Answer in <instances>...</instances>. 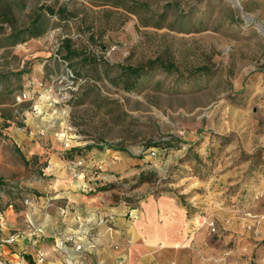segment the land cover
<instances>
[{
    "label": "rangeland",
    "instance_id": "374dc122",
    "mask_svg": "<svg viewBox=\"0 0 264 264\" xmlns=\"http://www.w3.org/2000/svg\"><path fill=\"white\" fill-rule=\"evenodd\" d=\"M135 1L149 7L146 26L119 0H23L0 11V214L11 205L20 219L7 234L23 235L25 199L49 195L50 158L79 174L108 156L122 164L102 185L113 198L183 197L206 228L208 264H264V0ZM42 5L72 15L43 11L42 34L6 39ZM64 38L97 59L96 71L67 66ZM160 55L178 73L152 70L131 91L115 83L117 64ZM201 66L212 71L188 75ZM35 142L39 155L25 149Z\"/></svg>",
    "mask_w": 264,
    "mask_h": 264
},
{
    "label": "crops",
    "instance_id": "0c3cea01",
    "mask_svg": "<svg viewBox=\"0 0 264 264\" xmlns=\"http://www.w3.org/2000/svg\"><path fill=\"white\" fill-rule=\"evenodd\" d=\"M10 133L9 138L23 142V134ZM25 149L38 155L45 151L38 142ZM103 161L100 171L95 161H84L74 176L71 165L50 158L49 195H39L41 203L35 195L25 199L20 239V232L7 234L18 230L20 222L11 205L0 214L2 264H28L24 254L36 264H208L206 228L195 223L178 192L146 194L135 202L113 198L102 185L110 179L107 173H117L122 164L108 156ZM29 185L44 188L36 182ZM11 236L15 244L5 241ZM64 238L69 240L57 248V240ZM38 252L44 253L42 263H37Z\"/></svg>",
    "mask_w": 264,
    "mask_h": 264
},
{
    "label": "trees",
    "instance_id": "16d2710c",
    "mask_svg": "<svg viewBox=\"0 0 264 264\" xmlns=\"http://www.w3.org/2000/svg\"><path fill=\"white\" fill-rule=\"evenodd\" d=\"M22 1L23 0H0V11H2L3 13H7L8 11H10L11 3L14 5L16 4L17 7L22 8ZM119 2L127 3V10L132 14L138 15V18L141 20L142 25L146 26L149 24V21H147L146 18H144L146 19L144 20L141 15V13L149 12V7L146 3L135 0H119ZM43 11L49 15H56L60 19H65L66 17H70L72 15V13L67 11L63 6H59L56 9L47 5L39 6L37 10H33L31 12V17L27 25L15 30L12 33H9L6 39H10V41L15 42L26 38L37 37L42 34L44 31L42 20ZM158 16L163 17L164 14L160 13L158 14ZM148 17L149 19H151L150 15H148L147 18ZM1 39L2 38L0 37V40ZM57 51L61 54V58L66 61L67 66L73 69H75V65L78 69L81 64H85L90 68L92 67L94 71H96L98 67L99 63L97 62V59L87 50L75 48L69 38H64L61 41ZM76 60L79 61L78 64L74 62ZM116 67L117 74L115 83L120 84V86L127 91L136 89L139 79L147 75L152 70H161L168 73H178V68L175 62L166 55H160L156 56L155 58H150L138 65H124L122 63H119ZM210 71H212L211 68L201 66L190 71L188 75L191 77L197 74H208L210 73ZM77 74H79V70ZM108 147L112 148L110 145ZM139 182H143V179L141 178ZM2 183L3 179L0 177V186L2 185ZM23 257L28 262V264H36L29 254H24Z\"/></svg>",
    "mask_w": 264,
    "mask_h": 264
},
{
    "label": "built area",
    "instance_id": "2783aa9c",
    "mask_svg": "<svg viewBox=\"0 0 264 264\" xmlns=\"http://www.w3.org/2000/svg\"><path fill=\"white\" fill-rule=\"evenodd\" d=\"M24 97H25V95H22V96L19 97V99L24 98ZM77 165H81V162L78 161L73 166L76 167ZM78 175H79L78 173H74V176H78ZM25 203H27L26 200H25ZM109 217L112 218V216H109ZM207 226L209 227V229L211 231H215V229H216L213 221H208ZM15 238H16L15 236H11V237L7 238L5 241L7 243H12V242H14ZM67 240H69V238L58 239L57 242H56V247L57 248H63ZM77 248H79V247H77ZM43 261H44V253L43 252H38V254H37V263H42ZM2 263L3 262L0 260V264H2Z\"/></svg>",
    "mask_w": 264,
    "mask_h": 264
}]
</instances>
